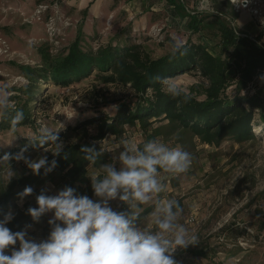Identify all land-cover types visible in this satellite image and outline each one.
Returning a JSON list of instances; mask_svg holds the SVG:
<instances>
[{
    "label": "rangeland",
    "instance_id": "obj_1",
    "mask_svg": "<svg viewBox=\"0 0 264 264\" xmlns=\"http://www.w3.org/2000/svg\"><path fill=\"white\" fill-rule=\"evenodd\" d=\"M211 1L214 0H181L185 12L191 13L212 12ZM227 1L228 22L252 38L262 33L264 44V0ZM174 10L166 0H0V87L13 93L10 98L21 97V100H11L20 105L24 95L17 89L28 85L24 71L40 64L38 49L47 47L52 56H61L79 28L84 33L85 43L91 47L109 42L141 43L153 58L167 53L170 43L177 39L181 44L189 36L196 40L197 35H190L185 27V18ZM171 81L188 91L200 79L190 72ZM98 83L93 75L66 88L54 84L45 88L40 83L42 90L29 105L36 130L21 128L0 133V155L19 148L22 139H32L42 126L62 133L67 127L99 113L111 114L118 101L131 97V92L122 87ZM255 85L264 93V71ZM93 135V128L69 132L62 142L65 147L91 140ZM258 135L242 143L226 140L217 147L188 138L183 143L175 137L170 140L161 136L152 138L136 125L127 128L123 139L106 136L97 144L110 154L109 163L117 167L115 157L122 151V141L141 145L144 141L159 139L169 147L182 146L192 154V164L186 173L161 171L160 176L165 184L160 197L181 202L183 214L179 223L198 237L195 247L206 253L205 258L198 257L196 263L192 256L181 254L179 264H185L186 260L192 264H264V136ZM51 151V147L34 148L23 156L38 160L43 156L48 158ZM9 167L14 173L11 179L33 174L23 159L10 160ZM99 171L91 167L88 176L94 177ZM6 173L7 163H0V187L11 180ZM51 175L57 179L53 173ZM46 188L52 195L58 193L52 181L47 182ZM109 203L116 211L124 209L118 199ZM17 205L21 207L22 201ZM149 206L153 203L140 205V208ZM52 215L48 212L45 218L27 225L26 238L36 242L47 239L48 236H43L44 227ZM141 226L152 228L151 214ZM14 247L18 249L19 245Z\"/></svg>",
    "mask_w": 264,
    "mask_h": 264
},
{
    "label": "trees",
    "instance_id": "obj_2",
    "mask_svg": "<svg viewBox=\"0 0 264 264\" xmlns=\"http://www.w3.org/2000/svg\"><path fill=\"white\" fill-rule=\"evenodd\" d=\"M177 1L166 0L167 4L173 6L175 13L185 18L184 24L189 34L197 35L196 40L189 36L182 43L187 48L185 55L172 58L169 50L153 58L141 43L120 45L109 42L94 48L85 43L81 28L77 29L74 40L61 56H52L47 47L38 49L40 64L24 71L28 85L17 89L24 99L18 106L15 102L9 105V115L0 117V133L21 128L36 130L33 128L34 120L29 105L42 90L40 83L45 88L49 84L66 88L93 75L101 86L122 87L131 92V97L118 101L111 114L99 113L59 133L62 141L69 132L86 131L89 128L95 130L91 140L65 146L59 156L52 153L48 157L49 162L53 159L57 161L53 171L45 174L42 168L39 174L17 175L7 184H2L0 221L11 211L14 218L6 226L12 232L25 230L27 225L38 222L33 221L27 210L37 207L36 197L41 190H45L46 195H52L46 188L48 181L58 188L57 192L67 186L74 188L79 195H87L92 199L95 197L88 170L91 167L100 170L102 164L111 161L110 154L102 151L97 144L106 136L123 139L127 128L136 125L141 131L150 133L152 138L161 136L164 140H170L175 137L182 143L188 138L217 147L226 140L235 143L254 140L257 131L264 136V93L255 85L256 79L264 71L263 34L252 38L236 30L226 19L227 0L211 1L209 9L212 12L200 13L185 12L184 3ZM88 6L83 11L84 15ZM190 72L195 73L200 81L188 91L185 90L187 99L168 95L161 82L154 79L159 76L172 80ZM10 100H21V97H11ZM14 110H22L24 119L13 130L10 119ZM30 141L22 139L19 148L6 151L0 157L6 153L15 156L21 149L29 151L50 147H39ZM82 146H95L101 151L102 156L95 165L83 159L80 152ZM26 186H31L33 193L21 198L18 193ZM20 201L22 206L18 207ZM130 210L124 204L123 212ZM152 210L153 206L141 210V225ZM45 217L46 213L39 220ZM44 229L43 236H48L51 230L49 224ZM186 253L195 258V263L198 257L206 256L204 249L189 245L174 253L177 264L178 256ZM185 262L192 264L190 260Z\"/></svg>",
    "mask_w": 264,
    "mask_h": 264
},
{
    "label": "clouds",
    "instance_id": "obj_3",
    "mask_svg": "<svg viewBox=\"0 0 264 264\" xmlns=\"http://www.w3.org/2000/svg\"><path fill=\"white\" fill-rule=\"evenodd\" d=\"M169 47L172 58L187 53L178 39ZM154 79L161 82L168 95L188 98L171 78ZM11 95L0 87V117L9 115V105L14 103ZM23 119V111L14 110L10 119L12 129ZM30 143L39 147L49 145L54 156H59L64 148L59 130L53 131L46 125L33 134ZM121 143L122 151L115 157L119 167L115 163L102 164L99 174L90 178L97 199L79 195L67 186L55 195H46L41 190L36 197L37 207L29 208L27 214L33 221H39L45 213L53 214L48 220L51 230L47 239L36 242L26 238V230L12 232L6 225L14 215L11 211L6 213L0 221V264H177L174 257L177 249L198 244V237L179 223L183 214L180 202L160 197L165 191L161 171L186 173L192 164V154L182 146L169 147L159 139L141 145ZM24 151L0 157V163H7L8 180L14 175L9 167L11 159H23L34 175L42 168L48 174L57 166L55 159L49 162L46 156L27 159ZM80 152L93 165L102 156L95 146H82ZM32 193L33 188L26 186L18 196L23 198ZM117 199L131 210H114L109 202ZM149 203H153L151 229L139 223L140 205ZM17 244L18 249L14 247ZM8 249H12L10 253Z\"/></svg>",
    "mask_w": 264,
    "mask_h": 264
},
{
    "label": "bare ground",
    "instance_id": "obj_4",
    "mask_svg": "<svg viewBox=\"0 0 264 264\" xmlns=\"http://www.w3.org/2000/svg\"><path fill=\"white\" fill-rule=\"evenodd\" d=\"M256 133H257V134H259L260 132H259V131H257Z\"/></svg>",
    "mask_w": 264,
    "mask_h": 264
}]
</instances>
